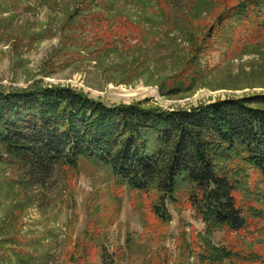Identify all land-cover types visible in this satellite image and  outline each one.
I'll return each mask as SVG.
<instances>
[{
  "label": "rangeland",
  "instance_id": "1",
  "mask_svg": "<svg viewBox=\"0 0 264 264\" xmlns=\"http://www.w3.org/2000/svg\"><path fill=\"white\" fill-rule=\"evenodd\" d=\"M238 1H2L0 88L40 80L109 104L148 99L166 109L264 92V38L248 43L242 34L248 47L242 53L227 32L203 34ZM200 36V65L212 74L189 94L162 96L157 81L184 67L186 49ZM79 165L72 181L55 175L35 185L0 162V240L19 232L31 256L27 264H101L99 244L116 264H264V221L249 217L247 229L236 233L209 230L193 209L167 202L170 222L160 227L148 210L154 194L133 197L123 186L112 198L105 167L87 160ZM137 199L143 209L133 205ZM90 233L98 234L97 243L85 248ZM7 253L0 252V264L24 263Z\"/></svg>",
  "mask_w": 264,
  "mask_h": 264
},
{
  "label": "trees",
  "instance_id": "2",
  "mask_svg": "<svg viewBox=\"0 0 264 264\" xmlns=\"http://www.w3.org/2000/svg\"><path fill=\"white\" fill-rule=\"evenodd\" d=\"M215 31L218 37L227 32L244 53L242 34L248 43L264 38V0H240L223 9L203 34ZM201 40L191 42L189 61L175 76L157 81L162 96L189 94L212 74L200 65ZM85 160L108 171L112 198L123 186L133 197L154 194L148 210L160 227L170 222L169 202L193 209L209 230L242 231L250 218L264 221V194L258 189L264 191V92L166 109L148 99L109 104L40 80L0 88V162L43 185L55 175L74 180ZM133 205L143 209L138 199ZM85 235V248L96 245L98 234ZM99 245L101 264H116ZM27 251L19 232L0 240L2 256L9 252L27 264Z\"/></svg>",
  "mask_w": 264,
  "mask_h": 264
}]
</instances>
